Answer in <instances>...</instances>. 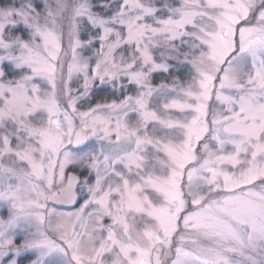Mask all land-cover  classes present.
<instances>
[{
  "label": "snow or ice",
  "instance_id": "obj_1",
  "mask_svg": "<svg viewBox=\"0 0 264 264\" xmlns=\"http://www.w3.org/2000/svg\"><path fill=\"white\" fill-rule=\"evenodd\" d=\"M0 264H264V0H0Z\"/></svg>",
  "mask_w": 264,
  "mask_h": 264
}]
</instances>
